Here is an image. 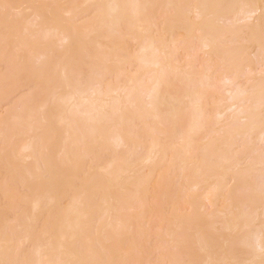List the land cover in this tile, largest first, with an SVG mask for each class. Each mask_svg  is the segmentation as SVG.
Segmentation results:
<instances>
[{"label":"rangeland","instance_id":"1","mask_svg":"<svg viewBox=\"0 0 264 264\" xmlns=\"http://www.w3.org/2000/svg\"><path fill=\"white\" fill-rule=\"evenodd\" d=\"M262 7L0 0V264H264Z\"/></svg>","mask_w":264,"mask_h":264},{"label":"bare ground","instance_id":"2","mask_svg":"<svg viewBox=\"0 0 264 264\" xmlns=\"http://www.w3.org/2000/svg\"><path fill=\"white\" fill-rule=\"evenodd\" d=\"M237 2H238V0H237ZM261 9H262V12H263L264 7H262ZM116 10H118V9H116ZM215 11H216V10H215ZM248 13H249V12H248ZM245 14H247V12H246ZM248 17H249V16H248ZM260 23H261V24H260ZM260 23L257 24V25H258L257 27H259V25L262 26V24H264V18H263V17H262V21H261ZM249 32H250V31H249ZM246 34H247V33H246ZM211 42H212V41H211ZM207 44H208V43H207ZM212 44H213V42H212ZM209 45H210V43H209ZM211 46H212V45H211ZM248 89H249V88H248ZM129 102H130V101H129ZM262 104H263V102H262ZM263 105H264V104H263ZM262 111H263V113L260 114V115H262V116H261L262 118L260 117V119H256V117H258V116H256L255 119H256L257 121H256V120H255V121L253 120V124H251V129H252V131H255L256 129H258V127H259V130H258V131H260V129H261L260 126H263L262 131H264V130H263V129H264V108H263ZM258 112H259V111H258ZM253 114H254V113H253ZM258 118H259V117H258ZM251 123H252V121H251ZM260 132H261V131H260ZM250 133H251V132H250ZM257 133H258V132H257ZM251 134H252V133H251ZM253 134H254V133H253ZM253 134H252V135H253ZM260 134H262V133H260ZM260 134L258 133V135H260ZM224 136H225V134H224ZM224 136H223V137H224ZM253 136H255V135H253ZM225 137H226V136H225ZM225 137H224V138H225ZM255 137H256V136H255ZM220 138H221V136H220ZM222 140H224V139H222ZM227 140H228V139L226 138V139H225V143H226ZM229 140H230V137H229ZM229 140H228V141H229ZM188 143H189V142H188ZM257 162H258V160H257ZM254 163H255V162H254ZM260 164H261V163H260ZM257 165H258V164H257ZM258 198H259V196H258ZM261 198H262V197H261ZM259 200H260V199H259ZM261 205H264V203H263V204L261 203ZM263 212H264V210H262V214H261V215L264 217V213H263ZM235 219L238 221V224H239V222L242 223V224L244 223V220L242 219V216H241V215H240V217H239V216H238V217L236 216ZM238 226H239V225H238ZM259 246L263 249V252H264V244H263V243H259ZM254 255H255V254H254ZM257 257H258V255H256V256H252L251 258H253V259L250 258V259L252 260V261H250V262H252V264H256L255 262H259V261H260L259 259H260L261 257L258 258V261H257ZM254 258H255V259H254ZM261 259H262V258H261ZM262 262H263V259H262ZM241 263H242V262H241ZM260 263H261V262H260ZM257 264H258V263H257Z\"/></svg>","mask_w":264,"mask_h":264}]
</instances>
